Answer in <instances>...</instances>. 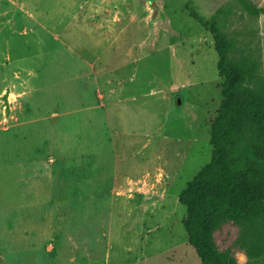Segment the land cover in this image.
<instances>
[{
	"label": "rangeland",
	"instance_id": "374dc122",
	"mask_svg": "<svg viewBox=\"0 0 264 264\" xmlns=\"http://www.w3.org/2000/svg\"><path fill=\"white\" fill-rule=\"evenodd\" d=\"M252 8L264 0H0V264H200L179 195L212 158V28L255 47ZM238 233L216 241L245 263Z\"/></svg>",
	"mask_w": 264,
	"mask_h": 264
},
{
	"label": "trees",
	"instance_id": "16d2710c",
	"mask_svg": "<svg viewBox=\"0 0 264 264\" xmlns=\"http://www.w3.org/2000/svg\"><path fill=\"white\" fill-rule=\"evenodd\" d=\"M252 13L264 16V8ZM212 32L222 101L211 122V161L179 195L182 222L200 264H264V33L255 47H240L239 38L216 26ZM229 225L239 232L234 247L245 263L218 249L216 235Z\"/></svg>",
	"mask_w": 264,
	"mask_h": 264
},
{
	"label": "crops",
	"instance_id": "0c3cea01",
	"mask_svg": "<svg viewBox=\"0 0 264 264\" xmlns=\"http://www.w3.org/2000/svg\"><path fill=\"white\" fill-rule=\"evenodd\" d=\"M75 152V154H76V157H78V150L76 149H73V145L71 144V147H70V155H71V161H70V164H69V166H70V168H69V171H70V177L72 178L73 177V170H74V165L73 164H75V162H73V153ZM77 173H78V167H76V170H75ZM160 175V174H159ZM76 178H77V174H76ZM134 179L135 178H132V177H126V181L127 182H123V179H121V178H119V177H112L109 181H108V184L106 185V186H109V183H110V186H125V185H127L128 186V184H129V182H134ZM125 180V179H124ZM71 188H72V185L70 186ZM122 203H124V204H134L135 206H136V208H139V209H144V208H146V207H149V204L148 205H146V204H144V203H138L137 201H136V199H135V197L134 198H125V199H123L122 200ZM186 240H188L187 239V236H186ZM187 243H188V241H187ZM109 261V260H108Z\"/></svg>",
	"mask_w": 264,
	"mask_h": 264
},
{
	"label": "water",
	"instance_id": "95a60500",
	"mask_svg": "<svg viewBox=\"0 0 264 264\" xmlns=\"http://www.w3.org/2000/svg\"><path fill=\"white\" fill-rule=\"evenodd\" d=\"M152 4H153V7L155 8L156 13H157V12H158V6H157L154 2H153ZM155 15H156V14H155ZM176 103H177V105L180 106V107L183 106L181 96H178V97H177V101H176Z\"/></svg>",
	"mask_w": 264,
	"mask_h": 264
}]
</instances>
